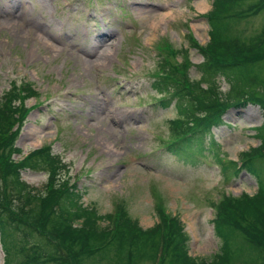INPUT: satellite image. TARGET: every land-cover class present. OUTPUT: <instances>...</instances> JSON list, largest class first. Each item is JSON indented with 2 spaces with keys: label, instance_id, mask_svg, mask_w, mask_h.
Wrapping results in <instances>:
<instances>
[{
  "label": "rangeland",
  "instance_id": "1",
  "mask_svg": "<svg viewBox=\"0 0 264 264\" xmlns=\"http://www.w3.org/2000/svg\"><path fill=\"white\" fill-rule=\"evenodd\" d=\"M211 8L212 0H0V96L14 79L33 82L40 93L26 101L34 106L17 141L22 154L51 143L69 163L82 202L103 215L105 225L117 204L144 228L156 223L159 209L179 216L198 258L222 244L214 203L224 194L258 190V175L227 163L242 165V153L260 145L255 127L264 118L259 105L232 107L213 129L217 144L207 135L202 152L166 148L175 137L169 120L176 111L156 104L163 97L151 86L161 66L156 45L168 39L162 55L173 63L186 56L190 76L199 78L195 64L203 56L190 42H209L205 14ZM263 24L260 13L235 29L251 34ZM219 81L227 93L229 83ZM22 177L38 188L47 180L45 171L32 169Z\"/></svg>",
  "mask_w": 264,
  "mask_h": 264
},
{
  "label": "trees",
  "instance_id": "2",
  "mask_svg": "<svg viewBox=\"0 0 264 264\" xmlns=\"http://www.w3.org/2000/svg\"><path fill=\"white\" fill-rule=\"evenodd\" d=\"M247 1L213 0L209 42H190L203 55L195 64L199 78L190 76L186 56L184 62L173 63L170 55H162L170 47L168 40L157 46L161 66L151 86L163 94L156 102L159 107L174 105L176 116L169 126L173 142L185 143L183 150L195 147L202 152L206 136L232 107L256 104L264 117V24L251 34L235 29L242 19L264 15V0L244 7ZM221 77L230 85L227 93L221 90ZM35 96L39 91L23 81L13 82L0 98V239L5 264H264V118L255 127L260 145L243 152V164L235 168L258 175V190L253 195L224 194L214 203L215 232L222 244L212 256L198 258L190 253L181 219L165 210L159 209L156 223L144 228L117 204L103 224V215L82 202L83 192L67 175L68 164L51 145L15 159L21 152L16 140L29 112L25 101ZM25 169L45 171L43 188L23 179Z\"/></svg>",
  "mask_w": 264,
  "mask_h": 264
},
{
  "label": "bare ground",
  "instance_id": "3",
  "mask_svg": "<svg viewBox=\"0 0 264 264\" xmlns=\"http://www.w3.org/2000/svg\"><path fill=\"white\" fill-rule=\"evenodd\" d=\"M32 131H37V127L35 126V127H32V129H31Z\"/></svg>",
  "mask_w": 264,
  "mask_h": 264
}]
</instances>
